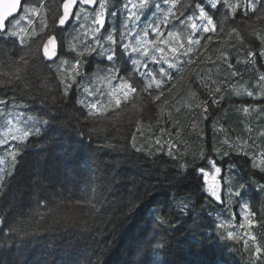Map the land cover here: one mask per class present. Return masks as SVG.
I'll list each match as a JSON object with an SVG mask.
<instances>
[{
    "label": "trees",
    "instance_id": "trees-1",
    "mask_svg": "<svg viewBox=\"0 0 264 264\" xmlns=\"http://www.w3.org/2000/svg\"><path fill=\"white\" fill-rule=\"evenodd\" d=\"M64 1H26L0 34V264H264V246L250 254L228 224L233 188L247 196L252 185L264 216L257 188L264 169L253 162L261 148L251 139L264 110L250 122L231 105L237 83L264 75V0L254 8L221 1L215 9L208 0H176L168 17L177 29L189 27L201 6L216 25L197 47L185 39L171 76L166 61L149 62L151 54L136 46L150 21L130 18L137 25L130 38L132 23L125 28L129 43L111 42L113 17L123 9L115 3L89 56L80 50L49 63L43 47ZM126 20L120 17L118 34ZM139 59L148 73L162 72L155 81L124 77L125 66L137 77L145 70ZM119 78L129 90L124 97L110 92ZM95 83L97 109L85 102ZM28 116L38 121L30 134L22 127L29 128ZM214 167L222 168L220 204L203 177L213 178ZM252 218L254 236L264 240V219Z\"/></svg>",
    "mask_w": 264,
    "mask_h": 264
},
{
    "label": "rangeland",
    "instance_id": "rangeland-1",
    "mask_svg": "<svg viewBox=\"0 0 264 264\" xmlns=\"http://www.w3.org/2000/svg\"><path fill=\"white\" fill-rule=\"evenodd\" d=\"M99 1V13L96 14L95 18L90 20L91 26H96L99 24H102V15L104 13V0H97ZM159 1V5L154 6V0H126L122 9V15L118 16L115 15L112 20V25L114 26L113 29L117 32L118 31V26H119V19L120 17H124L125 14H128V21L126 20L125 26L123 24L120 25L119 29V35H120V40L123 42H126L127 44L129 41L126 39V34L125 28L129 26L130 23H132V27L130 28L129 31V38L134 35V31L137 25V21L132 22L130 18L133 20L136 18L141 21L147 20L148 22H151V26L149 29L146 27L145 29L147 30L145 34L139 35L137 37V47L138 51L141 50L143 54L145 53H150L151 56L149 59V62H160L161 58L163 59V62L166 64L167 70L165 71V74L172 75L171 72H175L172 68L175 66L176 60L179 56L180 49H182V46H185L186 40L188 41V44L194 45L195 47L199 46L201 43H203V38L204 36L210 32L209 28L213 27V24L216 25V22L212 23V17L210 14H208V11L201 6L199 8V15L196 16V18L190 20L191 24L189 27H187L186 23H182V29L178 27V30L176 26L173 25L172 20L170 21V17L168 15H171L173 6L176 5V0H163V3H160L161 0ZM223 1L224 3L227 4L229 0H208L210 3L211 7L215 9V6L217 7L219 3ZM243 1V0H242ZM258 0H247L246 2L254 8V3ZM240 3L238 4V6ZM250 7V8H251ZM82 9V8H81ZM30 10V9H28ZM82 12V11H78ZM26 18H28V15H26ZM26 18H22L20 21L15 22L14 28L18 29L19 25L21 22L26 21ZM130 20V22H129ZM86 21V22H85ZM84 22V23H83ZM77 23L80 24V27L85 26L87 24V18L84 16H79L77 18ZM160 26V27H159ZM214 28V27H213ZM183 29H190L188 32V35H184V33H180L181 30ZM102 30L100 27L95 28L93 32H91V37H90V44L91 47L94 48L96 44H99L100 40H97V38H100V34H102ZM92 31V30H91ZM169 32V36H166L165 39L163 38V32ZM162 40V41H161ZM111 42H116V38L112 39ZM160 42V43H159ZM165 45H167L170 49V51H165ZM190 51V50H189ZM130 54V53H128ZM167 56V58H166ZM176 60V61H175ZM63 61H60V64H63ZM140 65H142L143 69L141 74L139 73L138 70V77L135 75V71L129 69L127 66L124 67L125 74L124 77L127 79H131V82L134 84L140 85L143 83L144 80H147L148 77L149 81L152 79V81L156 80V77L158 76V73H162L161 71H151L148 73L146 69L148 68V62L145 61L144 59H139ZM156 65L159 66V64L155 63ZM164 64V65H165ZM147 67V68H146ZM77 68V66H75ZM165 70V69H164ZM70 73H72L74 70L73 69H67ZM144 75V76H142ZM161 74H159L160 76ZM144 79V80H143ZM109 84L104 86V89H108L107 87ZM91 89V90H90ZM110 92L113 94L115 97H124L129 93V90L125 86L124 81L122 78L117 79V82L115 85H113L110 88ZM113 90H116L115 92ZM102 90L100 88V85H97L96 83L93 85H90L86 87L85 89V102L89 103L93 108L97 109L99 105V100L98 96H101ZM110 93V94H111ZM97 94V95H96ZM231 99H235L237 101L231 102V105L234 107V109H237V107L244 109V114L246 115L247 121L249 120L250 122H254L258 120L261 116L260 114L264 110V75L263 73H257L255 79H247L245 81L237 83L231 90ZM96 95V96H95ZM118 103L123 101L121 98H116ZM236 102H241L239 104H236ZM102 107H104L102 105ZM26 121L29 123V128L24 125H22L23 129H25L28 134L34 133L36 131L35 127H38V121L34 116H28L26 118ZM16 125V124H15ZM8 132V131H7ZM251 135V139L255 140V143H257L258 148H261L258 156L253 158V162L255 164V167L263 170L264 169V125H258L256 126L255 130H253ZM9 134V133H7ZM17 136L16 133L11 134V140L12 141H19L18 139H15ZM171 144H168V147ZM13 148L15 149L14 145ZM169 149H172L171 146ZM16 151H10V149H7V152H14ZM263 156V157H261ZM215 172L216 169L213 170V178L215 179ZM211 188V193L213 196V199L219 204L222 202V185L220 188V194H215L214 193V184L210 186ZM231 194L234 195L233 202L238 205V206H247L252 204L253 207L255 205L257 206L256 202L254 203V200L250 196V198L246 197L245 194L242 196L240 195L239 191L236 190L235 188L232 189ZM238 195V196H237ZM241 204V205H239ZM246 212H243L241 208L239 207L237 211L233 212L232 217L229 216L228 220L232 219L233 222L228 224L233 228L231 232H233L236 236H238L240 239H243V242L245 246L247 247V251L251 254L253 253L254 247H259V246H264V240L259 238V236L255 235L254 236V231L252 230V226L249 224L253 218L247 217L245 215ZM247 214V213H246ZM261 218L264 219V216L261 215ZM224 222V221H223ZM227 224V225H228ZM252 224V223H251ZM229 234V233H228ZM261 239V240H260ZM255 245V246H254Z\"/></svg>",
    "mask_w": 264,
    "mask_h": 264
},
{
    "label": "flooded vegetation",
    "instance_id": "flooded-vegetation-1",
    "mask_svg": "<svg viewBox=\"0 0 264 264\" xmlns=\"http://www.w3.org/2000/svg\"><path fill=\"white\" fill-rule=\"evenodd\" d=\"M65 1H64V3H65ZM125 1L126 0H104V3H105L104 9H103L104 13H103L102 19H101L102 20L101 21L102 24L98 23V25H96L94 27L91 26L90 20L95 18L96 17L95 15L100 12L99 11V7H100L99 6V1H97V0H82L79 3V6H78V8L76 10V13H75V16L73 18V21L71 22V24H69V26L67 28H64V29L58 28V22H59V19L61 18V16L58 17V19L56 20L57 23L56 24L54 23V26H53L54 27V31H55V28H56L57 32H56V34L51 35V36L48 37V38H50L52 36H55L57 38V40H58V43H59V58H58V60L61 59L62 56H71L73 54L83 55L80 52V50L81 51L84 50L85 56L86 55L89 56L90 55L89 52H90V49H91V44H90L91 32H93L95 28H99V27L101 29L104 28V30H105V27H107L106 25L109 24V18H108V15H107V11H108V7L107 6H108V4L109 3L110 4L111 3H115L118 6H120V9H121V8H123V4L125 3ZM64 3H63V6H62V10H63V7H64ZM78 11H82V12L78 13ZM116 14H119V13H116ZM61 15H62V13H61ZM79 16H81V17L84 16V17L87 18V24L85 26L82 25V27H80V24L77 23V18ZM48 26L50 27L51 24H49ZM113 27L114 26L112 25V28ZM118 35L119 34L117 32H114V31L111 32L112 39L116 38V41H118V37H120V35L119 36ZM99 36L101 37V34ZM100 39L101 38H97V40H100ZM100 41H102V40H100ZM81 44H82V46H81ZM78 45H79V47H78ZM214 169H216L215 179H212L210 177V175L208 173L204 172V171H203V177L205 179V182L209 186L214 184V193L219 195L220 194V188H221V185L223 183V181L221 180L222 168L214 167ZM233 169L235 171L236 167H234ZM233 169L231 168V171ZM258 170L259 171H263V170H260V169H258ZM262 173H264V171ZM233 178L235 179L234 176H233ZM251 186L252 185L248 186V188H247L248 189V194H247L246 197H249V198H250V196L252 197V194H250ZM257 188H258V190L260 188L264 189V178H263V180H261V185H260V183L257 184ZM254 192H255L254 195L257 196L258 195L257 194L258 191L256 190ZM263 195H264V192H263ZM255 199H259V198H255ZM221 200H224V189H223V187H222V199ZM260 203L264 204L263 201L260 202ZM239 205H241V204H239ZM239 207H241V206L233 204V207H232L233 212L234 211L236 212ZM246 207H247L246 213H247L248 210L250 211L247 214H245L247 217H251V218L252 217H258V218H260V216H261L260 212H258V210H255V208L252 206V204L247 205Z\"/></svg>",
    "mask_w": 264,
    "mask_h": 264
},
{
    "label": "water",
    "instance_id": "water-1",
    "mask_svg": "<svg viewBox=\"0 0 264 264\" xmlns=\"http://www.w3.org/2000/svg\"><path fill=\"white\" fill-rule=\"evenodd\" d=\"M27 0H0V34L8 31L9 23L17 18L23 10ZM82 0H66L62 10L58 28L64 29L71 24L79 3ZM45 56L49 63H55L59 58V43L55 36L48 38L43 47Z\"/></svg>",
    "mask_w": 264,
    "mask_h": 264
}]
</instances>
